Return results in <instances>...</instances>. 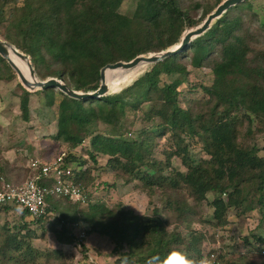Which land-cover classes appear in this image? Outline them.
<instances>
[{
	"label": "trees",
	"instance_id": "16d2710c",
	"mask_svg": "<svg viewBox=\"0 0 264 264\" xmlns=\"http://www.w3.org/2000/svg\"><path fill=\"white\" fill-rule=\"evenodd\" d=\"M222 1L215 0L195 19L181 0H138L131 16L119 13L123 0H0V36L29 57L41 81L55 78L74 91L88 93L98 89L102 67L177 46L183 32L201 25ZM247 16L258 23L251 0L230 8L185 50L151 65L115 94L79 101L53 90L59 100L52 96L46 101L47 108L56 107V131L50 138L66 145L59 154L65 152L64 165L71 168L70 180L86 197L85 208L66 198L53 199L41 218L13 206L0 208L20 218L13 228L0 227V264L47 262L50 254L31 245L32 227L47 224L72 243L79 242L85 253L74 232L79 223L89 226L90 235L109 241L112 253L120 255L118 264H181L179 253L200 261L207 234L191 225L216 229L227 225L231 209L264 211V157L255 144L256 136L264 132V50L251 46L257 40L244 20ZM187 65L209 69L211 84L190 87ZM140 70L134 69L131 77ZM161 77L172 79L165 82ZM15 79V72L0 57V81ZM18 87L20 119L30 122V97L49 90L31 93ZM194 89L200 90L201 99L185 96V90ZM130 115L140 120V129H133L135 119L129 120ZM94 124L108 130L92 132L89 127ZM156 138H166L169 144L162 151L164 163L153 158ZM185 139L196 143L207 158L193 164ZM87 140L90 152L78 153ZM99 157L105 158L108 173L140 181L148 195L159 190L163 207L145 216L115 213L96 197L95 168L90 165H101ZM173 158L181 159L185 172L173 168ZM28 167L25 181L35 174ZM10 180L0 169V189ZM203 205L212 209L213 221L197 212ZM255 240L264 247V235ZM53 254L58 260L65 256L61 250ZM233 255L227 264H264L260 255L255 263L246 255Z\"/></svg>",
	"mask_w": 264,
	"mask_h": 264
},
{
	"label": "rangeland",
	"instance_id": "374dc122",
	"mask_svg": "<svg viewBox=\"0 0 264 264\" xmlns=\"http://www.w3.org/2000/svg\"><path fill=\"white\" fill-rule=\"evenodd\" d=\"M181 1V4L191 11V15L195 19H199L202 16L205 7L213 6L215 3V0ZM137 2L138 0H123L118 10L119 13L131 16ZM196 4L200 6L195 8ZM251 6L252 12L258 17V23H253L250 16L244 19L247 26L252 27L251 30L257 40L251 46L257 50H264V0H251ZM191 29H186L182 36ZM0 40H3L1 36ZM150 66H140L141 70L136 77H131L133 70L116 72L113 90H110L109 95L120 92L131 85L144 72L148 71ZM187 70L189 71V82H192L190 87L199 84L205 86L211 84L212 74L209 69H193L187 65ZM161 79V81L170 82L172 78L161 77ZM18 84L20 82L17 76L11 82L0 81V169H3L5 174L11 178L10 184L12 185H20L25 182L24 179L28 171L27 166L37 159V155L43 158V161L52 160L59 155V149L66 151L67 148L65 144L55 142L50 138L56 131V107L53 109L47 108L46 101L48 97L52 96H55L57 101L59 100L58 95L53 91L55 89H50L46 95H32L30 97L31 120L30 122H23L20 119L18 96L21 90ZM194 90L191 93L185 90V96L190 100L201 99L203 96L200 90ZM146 108L147 106L144 107V109ZM133 118L135 119L133 129H140V120L131 115L128 117L129 120H133ZM89 129L92 132H99L108 130V127L94 124ZM134 136L132 135L133 138ZM154 142L153 158L164 163L162 151L167 150L169 144L166 138H156ZM185 144L188 146L189 156L193 164L196 165L198 160L207 158L204 152L196 146V143L193 145L189 140L185 139ZM255 144L259 149V155L264 157V132L256 136ZM79 152H83L84 154L90 152L88 140L84 142L83 147L79 148ZM98 160H100V167L90 165L92 168H95L93 171V181L94 188H97L96 197L100 198L115 213H118L119 210H124L132 212L135 216H145L151 214L153 209L163 207L165 200L160 197L159 190H153L148 195L149 191L146 192L147 190H145L140 181H125L127 177H123L120 172L108 173V168L105 166V158L99 157ZM172 166L178 171H186L179 158L172 159ZM207 199L211 201L212 195H208ZM85 204H81L80 209L85 208L83 207ZM68 212L71 214L73 209H70ZM197 212H201L203 219L212 220V209L209 206L203 205L197 209ZM262 217H264V211L259 212L255 209H247L246 212L242 213L241 211L237 212L231 209L226 214L227 225L224 227L215 229L209 225H191L189 228L203 230L207 234V239L202 243L201 247L205 256L202 261L216 259L218 264H227L230 260H234L233 254H242L246 255L249 261L252 259L254 262L255 257L260 255V250L264 248L259 243H256L255 240L256 237L264 235V221L262 222ZM19 219V214L16 212L2 211L0 212V227L8 225L10 228H13L14 225L19 223ZM32 229L35 230V237L31 240V245L40 253L50 254L51 256L47 262H44V260L37 261L39 264H118V260H120L118 259L120 255L112 253L113 246L109 241L95 234L90 235L89 226L84 223H79V226L74 228V232H78L79 241H82L85 246V253L79 247V242L72 243L68 236L55 232L54 228L49 224L45 228L33 226ZM245 240L248 243H245ZM57 250H61L64 253L63 259L58 260L53 256V253ZM124 251L126 252V249ZM211 251L213 252L208 255ZM261 257L264 258L263 256ZM242 264H248V262Z\"/></svg>",
	"mask_w": 264,
	"mask_h": 264
},
{
	"label": "water",
	"instance_id": "95a60500",
	"mask_svg": "<svg viewBox=\"0 0 264 264\" xmlns=\"http://www.w3.org/2000/svg\"><path fill=\"white\" fill-rule=\"evenodd\" d=\"M246 0H223L212 13H210L206 19L203 21L201 25L198 27L187 31L181 38L180 43L170 49L149 54L147 56L140 55L135 57L134 59L128 62H116L113 64H107L101 68L100 75V85L98 89L94 92H77L72 90L69 86H67L61 80L55 78H49L45 81H41L33 69L30 59L27 55L17 50L13 45L9 44L6 41L0 40V57H2L15 72L21 86L27 90L28 92H36V91H46V90H58L63 93L68 98L74 100H96L100 99L104 96L109 95L110 87L106 82V72L107 71H121L126 72L137 67L143 65H154L157 64L169 57H173L178 53L185 50L191 42H193L196 38L203 35L207 32L211 26L214 24L216 20L222 17V15L227 12L230 8L237 6ZM13 58H17L27 64L28 67V76H26L20 68L14 63Z\"/></svg>",
	"mask_w": 264,
	"mask_h": 264
},
{
	"label": "built area",
	"instance_id": "2783aa9c",
	"mask_svg": "<svg viewBox=\"0 0 264 264\" xmlns=\"http://www.w3.org/2000/svg\"><path fill=\"white\" fill-rule=\"evenodd\" d=\"M65 152L52 160H34L28 169L34 176L20 185L3 184L0 189V208L13 206L26 211L33 218L46 215L47 208L53 199H69L73 203L85 204L83 192L70 180L72 171L64 165ZM44 182L45 184H39ZM264 257V248L260 250ZM204 264H218L217 260H207Z\"/></svg>",
	"mask_w": 264,
	"mask_h": 264
},
{
	"label": "bare ground",
	"instance_id": "6f19581e",
	"mask_svg": "<svg viewBox=\"0 0 264 264\" xmlns=\"http://www.w3.org/2000/svg\"><path fill=\"white\" fill-rule=\"evenodd\" d=\"M13 61L20 68V70L26 76H28V67H27V64L25 62L17 59V58H13ZM137 68H139V67H137ZM137 68H135V69H137ZM132 70H134V69H132ZM132 70H129V71H132ZM116 72H121V71H107L106 72V75H105L106 76V82L109 85V87H110L111 90H113L112 87H113V84H114L113 81L115 79L114 78V75H115Z\"/></svg>",
	"mask_w": 264,
	"mask_h": 264
},
{
	"label": "clouds",
	"instance_id": "9594fccd",
	"mask_svg": "<svg viewBox=\"0 0 264 264\" xmlns=\"http://www.w3.org/2000/svg\"><path fill=\"white\" fill-rule=\"evenodd\" d=\"M179 255L181 257V264H204L202 260L197 261L195 259H191L183 253H179Z\"/></svg>",
	"mask_w": 264,
	"mask_h": 264
}]
</instances>
